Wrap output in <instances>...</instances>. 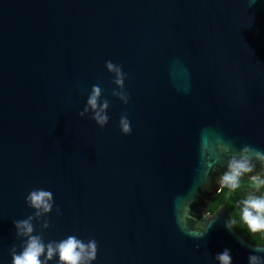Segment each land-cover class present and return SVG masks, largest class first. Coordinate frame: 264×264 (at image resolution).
<instances>
[{
  "label": "water",
  "instance_id": "water-1",
  "mask_svg": "<svg viewBox=\"0 0 264 264\" xmlns=\"http://www.w3.org/2000/svg\"><path fill=\"white\" fill-rule=\"evenodd\" d=\"M107 60L128 74V104ZM94 84L104 128L79 115ZM229 141L264 150V0H0V264L37 188L62 212L45 241L94 238L93 264L264 256L224 206L205 208Z\"/></svg>",
  "mask_w": 264,
  "mask_h": 264
},
{
  "label": "clouds",
  "instance_id": "clouds-1",
  "mask_svg": "<svg viewBox=\"0 0 264 264\" xmlns=\"http://www.w3.org/2000/svg\"><path fill=\"white\" fill-rule=\"evenodd\" d=\"M105 68L112 74L113 83L116 85L112 95L128 104L130 93L125 89L128 74L121 64L111 60L105 61ZM109 106L110 101L103 97V89L94 84L79 115L84 117L90 114L91 119L100 128H104L110 119ZM119 128L124 135L132 132L126 113L120 116ZM223 155L227 158L224 160L225 170L219 177L220 190H227L226 195L229 197L244 191V195L234 202L239 220L251 233L264 234V150L249 144L236 149L229 141L223 148ZM209 176L210 171L205 170L201 178L202 183L206 182ZM25 204L34 211L24 219L13 221L16 238L21 243L19 249L16 245L10 248L11 264H93L96 261L98 243L94 238L84 240L77 235H68L60 240L45 241L43 230L50 227L48 216L52 213L54 205L56 214L62 215L51 190L32 189L25 197ZM36 224L40 225L39 232ZM226 227L231 231V222H228ZM205 231L206 229L199 232L203 234ZM257 251H264V247H257ZM214 259L218 264H233L231 250L228 248L217 253ZM248 264H264V256L250 254Z\"/></svg>",
  "mask_w": 264,
  "mask_h": 264
},
{
  "label": "trees",
  "instance_id": "trees-1",
  "mask_svg": "<svg viewBox=\"0 0 264 264\" xmlns=\"http://www.w3.org/2000/svg\"><path fill=\"white\" fill-rule=\"evenodd\" d=\"M226 191L222 192L219 190L218 193H214L213 196L209 198L207 204H205L206 211L210 214L214 213L217 208L224 206L229 212L230 220L233 226L245 237L249 242L264 245V234L251 233L246 225H244L238 216L237 209L235 207V200L244 195V191H241L231 197L226 195Z\"/></svg>",
  "mask_w": 264,
  "mask_h": 264
}]
</instances>
